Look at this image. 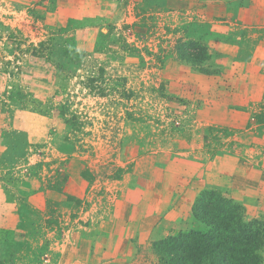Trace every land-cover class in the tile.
<instances>
[{
	"label": "rangeland",
	"instance_id": "obj_1",
	"mask_svg": "<svg viewBox=\"0 0 264 264\" xmlns=\"http://www.w3.org/2000/svg\"><path fill=\"white\" fill-rule=\"evenodd\" d=\"M0 127V264H174L158 243L218 208L264 227V0H0Z\"/></svg>",
	"mask_w": 264,
	"mask_h": 264
},
{
	"label": "trees",
	"instance_id": "obj_2",
	"mask_svg": "<svg viewBox=\"0 0 264 264\" xmlns=\"http://www.w3.org/2000/svg\"><path fill=\"white\" fill-rule=\"evenodd\" d=\"M238 210L199 211L195 215L207 231L180 233L157 246L174 264H262L264 227L246 223Z\"/></svg>",
	"mask_w": 264,
	"mask_h": 264
},
{
	"label": "crops",
	"instance_id": "obj_3",
	"mask_svg": "<svg viewBox=\"0 0 264 264\" xmlns=\"http://www.w3.org/2000/svg\"><path fill=\"white\" fill-rule=\"evenodd\" d=\"M18 116V120H19V127H20V130L26 132V133H29L31 134L29 137L30 140L31 139H34L35 142H41L42 140V136H44L47 132L42 130L41 132L39 131L38 132V125H43V124H46V120H41V121H36L35 120V117L36 114L34 113H30V112H26V111H23V112H19L16 113V117ZM15 117V118H16ZM2 127H0L1 129ZM16 129H19L17 126H15ZM2 151L4 152V149H0V158H1V153ZM3 175V171L0 170V178L1 176ZM4 195H5V192H4V189H3V186L0 185V208H3V205H4ZM5 208H9V207H5Z\"/></svg>",
	"mask_w": 264,
	"mask_h": 264
}]
</instances>
